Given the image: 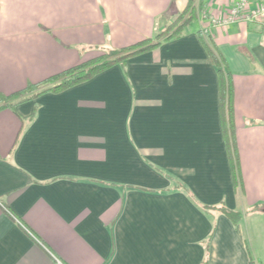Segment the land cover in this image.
I'll use <instances>...</instances> for the list:
<instances>
[{
	"label": "crops",
	"instance_id": "1",
	"mask_svg": "<svg viewBox=\"0 0 264 264\" xmlns=\"http://www.w3.org/2000/svg\"><path fill=\"white\" fill-rule=\"evenodd\" d=\"M189 1L0 0V98L156 36ZM227 7L197 0L183 35L0 108V264L259 258L221 206L264 205V22L205 17ZM208 45L231 73L243 188Z\"/></svg>",
	"mask_w": 264,
	"mask_h": 264
},
{
	"label": "trees",
	"instance_id": "2",
	"mask_svg": "<svg viewBox=\"0 0 264 264\" xmlns=\"http://www.w3.org/2000/svg\"><path fill=\"white\" fill-rule=\"evenodd\" d=\"M197 0H190L187 8L177 14V19L169 24V26L158 32L156 36L146 38L116 49H102L99 52L86 59L81 63L76 64L66 70L53 75L41 82L29 84L25 89L17 91L13 95H8L0 98V108L8 106L12 99H25L26 96H36L45 91H61L66 88L75 86L82 83L106 68L118 63L124 62L129 57L138 53L147 51L161 44L162 41L170 40L175 37H179L185 33L186 28L191 25L197 19ZM210 54L217 64L222 80V98H223V111L225 129L227 132V141L229 146V153L231 158V165L234 173L235 185L239 188L242 186V177L240 170L239 153L236 142V131L234 124V108H233V90L231 73L226 72L222 66L224 65V59L218 53L216 48L208 45ZM264 210V205L262 206ZM221 210L230 217L234 222H238L242 218L240 211L229 209L226 206H221ZM251 264H257L254 259L251 260Z\"/></svg>",
	"mask_w": 264,
	"mask_h": 264
},
{
	"label": "rangeland",
	"instance_id": "3",
	"mask_svg": "<svg viewBox=\"0 0 264 264\" xmlns=\"http://www.w3.org/2000/svg\"><path fill=\"white\" fill-rule=\"evenodd\" d=\"M176 19L177 15H175L166 26H163L159 32L166 29L169 24L173 23ZM196 25L197 22L194 21L191 28H195ZM262 206V203L244 204V207L241 208L240 211L242 214V223L245 225V232L247 234V242L250 250L254 255H257L260 258V260L259 258H254L257 264H264V211Z\"/></svg>",
	"mask_w": 264,
	"mask_h": 264
},
{
	"label": "built area",
	"instance_id": "4",
	"mask_svg": "<svg viewBox=\"0 0 264 264\" xmlns=\"http://www.w3.org/2000/svg\"><path fill=\"white\" fill-rule=\"evenodd\" d=\"M253 0H227L228 7L225 11L218 14H211L210 22L214 25H227L239 19H258L264 22V0H259L254 7H252ZM61 263L60 260H57Z\"/></svg>",
	"mask_w": 264,
	"mask_h": 264
}]
</instances>
